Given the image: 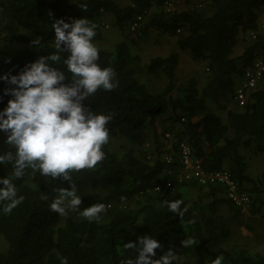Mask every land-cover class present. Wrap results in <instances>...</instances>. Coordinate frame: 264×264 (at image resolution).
Instances as JSON below:
<instances>
[{"label": "trees", "instance_id": "obj_1", "mask_svg": "<svg viewBox=\"0 0 264 264\" xmlns=\"http://www.w3.org/2000/svg\"><path fill=\"white\" fill-rule=\"evenodd\" d=\"M165 1L0 0V73H15L57 51L53 19L70 22L86 17L96 25L93 42L110 34L106 27L117 30L120 39L108 49L97 47L95 61L101 68L114 69L116 87L98 89L84 103L93 111L111 114L110 140L143 146L151 130L155 143L149 150L122 147L116 153L107 142L101 148L102 160L91 169L69 170L70 180L42 176L31 168L20 178L13 177L17 196L23 200L10 212L3 210L9 202L0 201V264H122L136 255L125 245L143 235L159 240L157 257L171 249L177 257L172 264H211L217 256L223 257L222 264H264V249L224 246L230 230L229 220L218 212L222 186L177 177V143L185 140L204 168L229 171L249 194L251 212L260 209L254 206L263 199L262 192L245 169L248 156L264 154V73L243 105H238L235 89L245 68L264 58V0H181L170 11ZM134 21L138 24L132 29ZM146 28L174 37L180 50L203 65L201 77L191 75L176 85L179 53L175 50L141 62L136 38ZM37 38L40 44L32 45L30 41ZM67 55L60 52L61 61L50 62L65 72V83L72 77L63 64ZM162 73L166 83L160 88L153 79H161ZM5 86L0 82V89ZM9 98L0 93V108ZM164 131L172 134L170 147H161L167 140L160 139ZM4 140L0 135V153L14 152ZM165 154L172 155V163H165ZM169 168L167 173L164 169ZM12 172L11 162L0 164V177ZM73 185L81 203L69 207L67 197L63 213L51 209L59 190ZM189 188L197 195H190ZM178 199L183 201L181 209L186 208L182 216L162 203ZM96 204L104 208L92 217L82 215ZM189 237L195 243L186 247L182 241Z\"/></svg>", "mask_w": 264, "mask_h": 264}, {"label": "clouds", "instance_id": "obj_2", "mask_svg": "<svg viewBox=\"0 0 264 264\" xmlns=\"http://www.w3.org/2000/svg\"><path fill=\"white\" fill-rule=\"evenodd\" d=\"M49 16L51 18V13ZM51 28L54 30L56 52L26 63L15 73L11 70L0 73V82L6 85L0 89V93L10 97L6 106L0 108V135L5 137L4 143L14 149V152L0 153V164L8 161L13 167L11 176L0 177V201L9 202L3 209L5 212H10L23 200L22 196H17L13 177H22L25 169L39 170L42 176L50 175L52 179L62 177L70 180L69 170L91 169L105 155L101 148L108 142L107 124L112 116L110 113L93 111L84 103L98 89L109 91L116 87L114 69L101 68L95 62L99 56L92 40L96 35V25L86 17L70 19V22L56 18L52 20ZM30 43L39 45L40 40L32 39ZM64 51L69 55L63 59V64L72 74L67 83L65 72L53 66V63L61 61L60 52ZM5 62L10 63V60ZM166 133L169 135L166 136ZM164 136L167 139L170 133L165 132ZM167 155L171 154L163 156L165 163H168L165 159ZM164 170L171 172L170 168ZM222 188L226 197L225 188ZM59 191L60 195L50 204L51 209L63 213L65 209L62 204L67 197L71 198L69 207L75 208L81 203L74 185ZM162 203L167 204L168 210L179 212L181 216L186 211V208L180 207L182 200ZM103 208V204H96L84 209L82 215L92 217ZM194 243L191 237L182 241L186 247ZM160 247L155 237L140 236L136 242L125 245V248L134 249L136 255L122 264H172L177 259L174 252L168 249L157 257L155 250ZM222 261L223 257L217 256L211 264H222Z\"/></svg>", "mask_w": 264, "mask_h": 264}, {"label": "rangeland", "instance_id": "obj_3", "mask_svg": "<svg viewBox=\"0 0 264 264\" xmlns=\"http://www.w3.org/2000/svg\"><path fill=\"white\" fill-rule=\"evenodd\" d=\"M176 6H180V4H177ZM263 19L264 17L261 16ZM147 23L146 19L144 23L141 24V26ZM142 26V28H143ZM149 27V26H148ZM107 31L110 33L108 35H105L106 37L98 42H93L96 47H101L103 49H108L111 47V45L114 42H117L119 40V36L117 33V30H113L111 27H106ZM146 32L144 35L137 37L136 40L138 42V45H136V54L141 59V62H147L151 57L153 56H165L169 52L175 50L178 54V64L175 72V83L176 85H181L182 82L185 81V79L191 75H197L198 78L202 75V69L203 65L196 63L193 61L189 55L182 50L178 48L176 43L174 42V38H170V40H165L164 34L159 33L158 30L153 28H146ZM130 39V38H129ZM141 45V46H140ZM129 47H135V43H129ZM153 82L156 86L162 87L166 83V77L162 73L161 79L155 80L153 79ZM152 85V84H151ZM170 114V111H167L165 114H163L165 117ZM162 115V117H163ZM167 131H164V133ZM170 133V132H169ZM165 136L163 138H160L163 143L165 141ZM172 134L170 133V136L167 137V140L165 141L166 145H163L161 147H170L171 141H172ZM108 142H110V148L112 151H115L116 153H120L122 151V147H135V149H143L149 150L150 148L155 147V143L152 136V131H149L148 136L143 140V146L139 144H131L130 142L126 141L125 139H108ZM246 155L248 156L249 153L245 151ZM248 165L245 169V171L254 179L255 184L259 190H261V196L264 199V154L262 153H253L250 156H248L247 159ZM190 195L193 197L197 195L196 190L190 189L187 190ZM133 203L130 204V207H133ZM231 208L234 211H238L239 208L231 206ZM219 212V210H218ZM241 212V211H238ZM227 218V217H226ZM228 227L230 230V238L228 237L229 241L226 240L224 243V246L230 250H235L236 248L240 247H247L250 251H256V250H262L264 249V231L261 230V224H258L254 220V216H246V213H237L236 215L232 216L231 219H229ZM238 220L242 221H249L257 226L259 225L260 228L258 230L253 231L250 233L246 228L240 227L241 224L236 225ZM241 230H243V233H241Z\"/></svg>", "mask_w": 264, "mask_h": 264}, {"label": "built area", "instance_id": "obj_4", "mask_svg": "<svg viewBox=\"0 0 264 264\" xmlns=\"http://www.w3.org/2000/svg\"><path fill=\"white\" fill-rule=\"evenodd\" d=\"M181 0H166L165 9L170 11ZM141 19L137 16V20ZM138 21L131 24L135 28ZM254 36V35H253ZM264 73V58L256 59L252 64L245 68L243 77L235 89V99L238 105H243L247 94L255 88L261 81ZM166 136L169 134L166 133ZM178 158L180 170L178 173L179 180H193L200 185L212 183L221 184L225 188L226 198L237 207H247L250 201L249 194L238 188L235 180L231 177L226 169H206L194 157L191 144L186 141L178 143ZM166 162H172L171 155L165 156Z\"/></svg>", "mask_w": 264, "mask_h": 264}, {"label": "crops", "instance_id": "obj_5", "mask_svg": "<svg viewBox=\"0 0 264 264\" xmlns=\"http://www.w3.org/2000/svg\"><path fill=\"white\" fill-rule=\"evenodd\" d=\"M177 5V4H176ZM175 7H178V6H175ZM164 38L165 40H170V38H174L172 36H169L167 34H164ZM223 198V201L220 202L219 206H218V210L220 213H222L223 215H225L227 217V219H231L232 216L236 215L237 213H242L245 212L246 213V216L249 217V216H254V220L258 223V224H261V230L264 231V199H260L258 201H256L255 203V206L254 207H260V209H253V212H251L248 208L245 209L243 208L244 210H238V211H241V212H238V211H234L231 206H229L228 203H226L225 200L226 197L222 194L221 196ZM240 225V227H244L246 228L250 233H252L253 231L255 230H258V228H260V226L255 223V225L249 221H242V220H238L237 221V224L236 225ZM241 233L242 234H245L243 233V230H241Z\"/></svg>", "mask_w": 264, "mask_h": 264}]
</instances>
